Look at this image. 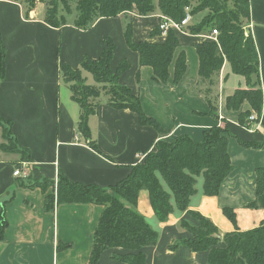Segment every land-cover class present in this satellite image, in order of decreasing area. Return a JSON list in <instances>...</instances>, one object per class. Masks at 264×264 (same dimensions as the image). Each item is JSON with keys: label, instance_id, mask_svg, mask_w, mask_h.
Instances as JSON below:
<instances>
[{"label": "crops", "instance_id": "crops-1", "mask_svg": "<svg viewBox=\"0 0 264 264\" xmlns=\"http://www.w3.org/2000/svg\"><path fill=\"white\" fill-rule=\"evenodd\" d=\"M249 7L247 28L259 57L263 103L261 115L254 114L257 120H247L243 126L239 115L251 111L250 105L246 102L240 112H229L226 102L236 90L246 88V82L226 87L230 80L226 65L219 80L210 87L213 107L206 100L209 84L200 82L196 50L198 44L209 41L206 34L175 32L180 48L169 67L167 84L160 85L154 81L150 67H140L138 54L127 47L124 38L130 23L134 42L163 44L167 36L161 33L152 36L163 17L158 10L142 17L134 8L130 14L100 19L90 31H81L73 26L70 16L62 29L47 25L44 3L29 10L26 0H0V41L6 50L5 75L0 79V117L12 123V133L19 145L30 153V160L25 162L21 155L0 149V219L3 217L6 222L0 240V264H88L90 261L93 236L103 207L65 204L48 213L45 198L55 192L51 190L46 195L36 183L56 182L63 176L75 184L107 189L125 180L133 167L156 150L158 142L183 135L201 142L206 131L221 123L229 130L228 152L234 170L217 197L207 198L202 188L199 189L191 199L189 210L217 227L221 248L223 236L236 229L224 217V209L237 214L240 231L260 226L263 211L247 206L256 199V171L264 168V0H249ZM198 18L199 15L192 22H198ZM105 36L111 37L116 45L112 72H116L122 61L130 64V70L120 78V85L140 98L144 113L155 119L165 133L141 126L137 115L129 110H116L106 102H99L98 113L89 119L91 141L98 149L94 151L78 131L80 108L72 99L70 85L62 78L60 63L77 70L84 58L98 60ZM182 53L186 55L187 72L175 84V66ZM83 78L87 83V78ZM61 81L70 92L67 96ZM218 97L219 102L215 100ZM4 142L0 127V146ZM22 164L28 166L29 179L14 177L15 169ZM136 210L159 234L157 245L143 250L148 264H207V253H193L183 245L174 247L192 238L183 229V222L198 226L186 213L176 209L166 223H160L147 191L140 193ZM115 253L127 252L108 250L99 264H124L113 260Z\"/></svg>", "mask_w": 264, "mask_h": 264}, {"label": "trees", "instance_id": "trees-1", "mask_svg": "<svg viewBox=\"0 0 264 264\" xmlns=\"http://www.w3.org/2000/svg\"><path fill=\"white\" fill-rule=\"evenodd\" d=\"M19 1V0H13ZM72 0H26L29 10L39 3L47 6L45 23L52 28L62 29L67 25V18L72 15ZM195 3H198L196 6ZM136 8L139 15L148 17L158 10L161 15L176 24H180L190 14L192 19L206 13L199 21L189 24L183 32L191 35L210 36L218 32L217 41H206L196 46L200 60L199 78L201 83H208L206 100L209 98L215 80H219L225 65L230 72L245 79L246 88L238 89L229 97L226 108L229 112H240L244 103L251 111L239 115V123L246 125L253 114L262 113L263 93L260 84L259 57L253 36L247 28L250 19L249 0H76V17L73 26L77 30L90 31L100 19H112L127 15ZM160 34L159 26L153 37ZM127 47L139 56L140 67H150L153 79L160 85H166L169 79V67L176 51L180 48L179 39L174 31H169L163 44L149 41H133L132 26L127 24L124 32ZM102 53L98 60L84 58L77 70L61 62L60 71L66 84L70 85L73 101L80 108L78 131L91 149L98 151L91 141L89 119L98 113L97 100L105 94L108 105L116 110H129L138 117L141 126L152 127L164 134L160 124L147 116L140 98L131 89L120 85V78L130 70V64L122 61L116 72L111 70L116 51L114 40L105 36L101 41ZM6 50L0 41V79L5 75ZM79 73L82 82L73 84L67 80L69 73ZM83 72L89 73L97 86L87 85ZM187 72V59L182 53L175 66V84H179ZM139 77V76H138ZM256 78V85L252 79ZM199 82V83H200ZM113 88L107 92L106 85ZM215 111V109H214ZM217 111V110H216ZM215 113V112H214ZM213 114V113H212ZM225 125V124H224ZM3 139L8 145L0 149L6 153H17L25 162L30 160V153L22 148L12 133V123L0 117ZM229 130L225 125L213 127L204 133L201 142H195L190 136L183 135L172 141L162 140L156 150L143 159V163L133 167L129 176L115 186L103 189L97 186H84L68 181L60 176L56 191L45 198V211L53 213L55 208L65 204L97 205L103 207V213L93 236V249L88 264H99L101 256L108 250L123 249L126 254L113 255V260L124 264H148L145 248L155 247L159 234L147 223L137 210L139 195L142 191L149 194V202L156 219L166 223L177 209L198 223L191 226L182 223L183 229L192 238L177 246H186L193 253H207V264H264V219L260 226L249 231L237 228V214L232 209H224L223 215L234 226L235 231L223 236L224 247L217 227L201 214L189 210L191 199L197 194L198 180H203V195L215 198L221 186L234 167L228 152ZM11 144L12 147H9ZM12 148V150H11ZM19 166H17L18 168ZM46 182H52L45 180ZM46 182H43L46 183ZM256 199L248 209L262 210L264 214V168L256 171ZM6 227L5 219H0V240ZM173 247V249H174ZM60 248V247H59Z\"/></svg>", "mask_w": 264, "mask_h": 264}, {"label": "rangeland", "instance_id": "rangeland-1", "mask_svg": "<svg viewBox=\"0 0 264 264\" xmlns=\"http://www.w3.org/2000/svg\"><path fill=\"white\" fill-rule=\"evenodd\" d=\"M46 1V3H49L51 0H45ZM53 1H56V0H53ZM230 1V0H229ZM153 2H154V4H155V6H157L158 5V0H153ZM59 3H60V0H59ZM71 9L72 10H75V7H76V0H72L71 1ZM198 3H195L194 5L196 6ZM206 15V13H203V14H201V15H199V18H198V22L204 17ZM75 17H76V12L74 11V13H73V15L72 16H70L69 18H71V19H75ZM227 72L229 73L230 72V69L228 68L227 69ZM69 76L70 77H68L67 78V80H69V81H71L73 84H80V82H82V80H81V76H80V74L79 73H75V72H72V73H69ZM83 76H85L86 78H87V85H89V86H97V84L94 82V80H93V78H92V76L89 74V73H86V72H84L83 73ZM245 79H243V78H241V77H237V76H235V75H233L231 72H230V80H229V82L228 83H226V87H234V85H236V87L238 86V83H239V81H242V83L244 82L245 83V81H244ZM256 81H257V79L256 78H253L252 79V85L253 84H255L256 85ZM245 86H246V83H245ZM61 88H62V90H63V93L67 96V94H69L70 92H68V90H67V87L65 86V84L61 81ZM106 90H107V92L109 91V90H111L112 88H113V86L112 85H110V84H108V85H106ZM217 95H219V93H217ZM216 95V96H217ZM216 99H218V102H219V97L218 98H215V100ZM108 100H109V98L105 95V94H102L101 95V97H100V99L99 100H97V103L99 104V102L101 103H104V102H106V103H108ZM218 116H219V113H218ZM91 118V117H90ZM218 119H219V117H218ZM225 125L223 124V123H221L218 127H221V128H223ZM76 131H77V129H76ZM76 135L78 136V132L76 133ZM4 145H8V143L7 142H4ZM9 147H12L11 146V144H9ZM11 150H12V148H11ZM9 154H17V153H9ZM17 155H20V154H17ZM23 160V159H22ZM41 183V182H40ZM36 183V186H38V187H40L43 191L44 190H48V192L49 191H51V190H53L54 192L56 191V187H57V184H58V181H56V182H46V183ZM201 184L203 185V180L202 179H199L198 180V184H197V186H196V190L198 191L199 189L201 190V188L203 187V186H201Z\"/></svg>", "mask_w": 264, "mask_h": 264}, {"label": "built area", "instance_id": "built-area-1", "mask_svg": "<svg viewBox=\"0 0 264 264\" xmlns=\"http://www.w3.org/2000/svg\"><path fill=\"white\" fill-rule=\"evenodd\" d=\"M192 23V17L190 16L189 13H187L185 19L180 23L176 24L172 22L171 20L162 17L161 23L159 24V30L162 36H167L169 31H174V32H183L184 29ZM217 36L218 32L214 30L210 36H208L209 40L211 41H217ZM222 120V118H220ZM257 120L256 115H252L249 117L248 121L249 122H255ZM14 177L19 178V179H29L30 178V171L28 169L27 164H22L21 167L16 168L14 171Z\"/></svg>", "mask_w": 264, "mask_h": 264}, {"label": "water", "instance_id": "water-1", "mask_svg": "<svg viewBox=\"0 0 264 264\" xmlns=\"http://www.w3.org/2000/svg\"><path fill=\"white\" fill-rule=\"evenodd\" d=\"M216 238H218L219 240H221V237L220 236H216Z\"/></svg>", "mask_w": 264, "mask_h": 264}, {"label": "bare ground", "instance_id": "bare-ground-1", "mask_svg": "<svg viewBox=\"0 0 264 264\" xmlns=\"http://www.w3.org/2000/svg\"><path fill=\"white\" fill-rule=\"evenodd\" d=\"M193 20V19H192Z\"/></svg>", "mask_w": 264, "mask_h": 264}]
</instances>
